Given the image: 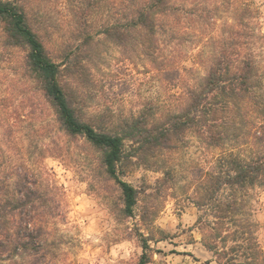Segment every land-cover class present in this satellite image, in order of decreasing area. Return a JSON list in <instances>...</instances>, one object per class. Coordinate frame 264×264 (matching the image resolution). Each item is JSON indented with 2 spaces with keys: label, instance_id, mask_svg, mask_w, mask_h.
<instances>
[{
  "label": "trees",
  "instance_id": "16d2710c",
  "mask_svg": "<svg viewBox=\"0 0 264 264\" xmlns=\"http://www.w3.org/2000/svg\"><path fill=\"white\" fill-rule=\"evenodd\" d=\"M51 1L0 0V62L13 63L14 84L8 90L23 99L28 92L41 98L53 112L60 138L83 142L99 154L97 166L117 187L124 218L135 215L140 195L147 191L122 180L130 166L160 171L158 158L185 145L188 135L205 150L218 149L187 193L198 211L195 227L201 243L215 264H264L256 220L259 192H264V75L258 54L264 51V34L255 10L244 0H80L74 13L76 43L54 54L51 25L38 7ZM102 9L107 18L96 27L92 19ZM196 31L201 36L191 42L202 59L199 64H207L199 78L193 69L173 66L190 41L186 37ZM100 37L119 48L126 61L153 64L169 87L181 89L176 104L161 111L146 102L131 116L90 112L84 92L75 86L82 64L91 62L95 44H102ZM162 39L172 48L169 58ZM19 52L20 60L15 56ZM5 101L0 100V121L6 113L13 120L6 117L0 127L9 133L10 143L17 124L31 120L35 109L20 112L18 106L9 114ZM35 105L30 100L29 107ZM36 151L39 157L45 152V157L63 158L68 150L52 138ZM22 161L0 172V264H57L62 242L50 227L65 217L62 189L31 170L29 156ZM177 182L164 169L157 192L170 195ZM158 212L156 204L140 218L152 222ZM157 233L159 239L141 235L139 264L151 262L149 242L169 238L163 230Z\"/></svg>",
  "mask_w": 264,
  "mask_h": 264
},
{
  "label": "rangeland",
  "instance_id": "374dc122",
  "mask_svg": "<svg viewBox=\"0 0 264 264\" xmlns=\"http://www.w3.org/2000/svg\"><path fill=\"white\" fill-rule=\"evenodd\" d=\"M79 1L38 3L52 28L50 48L54 54L75 42L73 32L77 23L74 13ZM244 1L257 13L264 34V0ZM106 18L107 13L102 9L93 16L92 22L97 27ZM195 36L201 35L196 31L186 37L190 41L180 48L179 64L173 66L193 69L194 77L199 78L205 73V64H199L202 59L197 56L198 49L191 42ZM99 39L102 44H95L93 60L82 64L83 73L80 70V75L76 74L75 87L84 92L81 97L86 98L91 106L90 112L109 110L116 116H131L137 114L146 102H152L161 111L176 104L181 89L169 87L164 75L153 64L140 59L128 62L119 48L105 42L102 37ZM201 40L205 39L200 38V42L204 43ZM162 42L165 41L162 39ZM163 46L166 48L164 55L171 57L172 48L165 43ZM210 54L211 48H207V57ZM258 54L264 75V51ZM21 55L19 52L15 56L20 60ZM8 61L0 62V100L6 98V112L9 114L20 106V112L35 109V115L31 120L17 124L10 143L9 133L0 127V154L3 156L0 172L19 166L29 156L31 170L42 180L61 187L59 199L65 217L53 222L50 227L53 236L62 242L57 250V264H139L143 253L141 235H153L159 239L158 229L169 238L149 242V264H215L212 254L201 243V234L195 227L198 211L187 199V193L191 194L199 169L210 166L213 157L220 153L218 149L205 150L197 138L188 135L185 145L158 158L160 171L159 168L130 166L126 169L127 173L121 176L122 180L141 192L147 191L140 195L135 215L124 218L120 212L117 187L97 166L99 154L83 142L71 144L60 138L53 112L41 98L37 99L35 94L28 92L23 99L18 92L12 94L14 91L8 90L14 84L11 76L13 63ZM30 100L36 103L35 107H29ZM4 116L12 122L7 113ZM6 117L1 118L0 124ZM52 138H57L68 153L63 158L45 157V152L39 157L37 148L50 144ZM164 169H170L178 180L175 190L171 194L168 192L170 195L165 190L157 192V181L163 178ZM156 204L159 207L156 219L143 222L141 215ZM256 220L260 227L259 242L264 249V192L261 191Z\"/></svg>",
  "mask_w": 264,
  "mask_h": 264
}]
</instances>
